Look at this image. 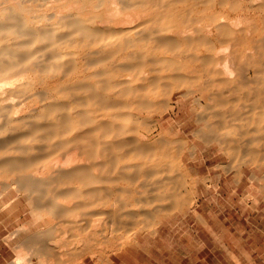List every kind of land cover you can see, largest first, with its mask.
Masks as SVG:
<instances>
[{
    "label": "bare ground",
    "instance_id": "bare-ground-1",
    "mask_svg": "<svg viewBox=\"0 0 264 264\" xmlns=\"http://www.w3.org/2000/svg\"><path fill=\"white\" fill-rule=\"evenodd\" d=\"M261 170L264 0H0V264H117Z\"/></svg>",
    "mask_w": 264,
    "mask_h": 264
},
{
    "label": "rangeland",
    "instance_id": "rangeland-1",
    "mask_svg": "<svg viewBox=\"0 0 264 264\" xmlns=\"http://www.w3.org/2000/svg\"><path fill=\"white\" fill-rule=\"evenodd\" d=\"M232 177L214 174L217 188L201 189L204 220L190 211L168 217L156 236L142 235L139 245L121 252L117 264H264V190L256 189L257 180ZM14 257L0 246L1 260Z\"/></svg>",
    "mask_w": 264,
    "mask_h": 264
}]
</instances>
